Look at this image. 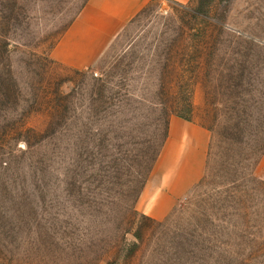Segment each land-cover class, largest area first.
<instances>
[{"label":"rangeland","instance_id":"rangeland-1","mask_svg":"<svg viewBox=\"0 0 264 264\" xmlns=\"http://www.w3.org/2000/svg\"><path fill=\"white\" fill-rule=\"evenodd\" d=\"M84 1L0 0V263L264 264V0H149L76 68L49 50ZM175 113L205 165L155 219Z\"/></svg>","mask_w":264,"mask_h":264},{"label":"crops","instance_id":"crops-1","mask_svg":"<svg viewBox=\"0 0 264 264\" xmlns=\"http://www.w3.org/2000/svg\"><path fill=\"white\" fill-rule=\"evenodd\" d=\"M148 1L85 0L49 56L76 68L92 65ZM208 141L206 127L176 114L168 116L165 135L136 198L142 213L162 218L185 197L203 173Z\"/></svg>","mask_w":264,"mask_h":264},{"label":"trees","instance_id":"trees-1","mask_svg":"<svg viewBox=\"0 0 264 264\" xmlns=\"http://www.w3.org/2000/svg\"><path fill=\"white\" fill-rule=\"evenodd\" d=\"M176 115H178V116H180V117H183V118H185V119H190L188 116H184V115H181V114H177V113H175Z\"/></svg>","mask_w":264,"mask_h":264}]
</instances>
